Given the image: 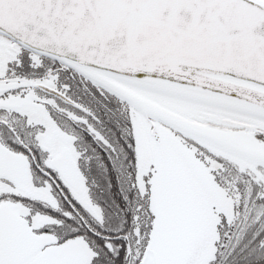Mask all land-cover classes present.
Listing matches in <instances>:
<instances>
[{"label":"snow or ice","instance_id":"obj_1","mask_svg":"<svg viewBox=\"0 0 264 264\" xmlns=\"http://www.w3.org/2000/svg\"><path fill=\"white\" fill-rule=\"evenodd\" d=\"M0 264H264V0H0Z\"/></svg>","mask_w":264,"mask_h":264}]
</instances>
